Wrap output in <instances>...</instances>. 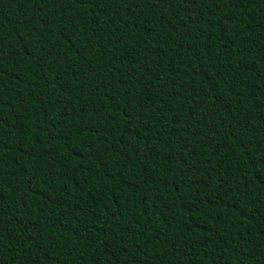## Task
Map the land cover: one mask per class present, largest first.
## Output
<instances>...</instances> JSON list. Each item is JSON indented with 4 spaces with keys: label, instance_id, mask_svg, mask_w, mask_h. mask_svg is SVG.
I'll return each mask as SVG.
<instances>
[{
    "label": "trees",
    "instance_id": "trees-1",
    "mask_svg": "<svg viewBox=\"0 0 264 264\" xmlns=\"http://www.w3.org/2000/svg\"><path fill=\"white\" fill-rule=\"evenodd\" d=\"M0 264H264V0H0Z\"/></svg>",
    "mask_w": 264,
    "mask_h": 264
}]
</instances>
